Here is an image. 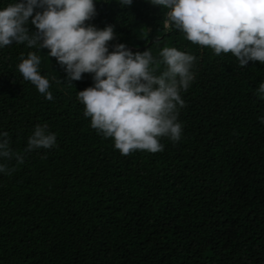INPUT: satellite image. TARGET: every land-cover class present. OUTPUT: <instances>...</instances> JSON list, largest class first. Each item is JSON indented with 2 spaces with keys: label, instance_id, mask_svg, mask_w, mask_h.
<instances>
[{
  "label": "trees",
  "instance_id": "16d2710c",
  "mask_svg": "<svg viewBox=\"0 0 264 264\" xmlns=\"http://www.w3.org/2000/svg\"><path fill=\"white\" fill-rule=\"evenodd\" d=\"M15 2L0 0V9ZM94 2L86 24L114 26L109 51L119 43L150 51L155 75L167 69L163 47L196 57L180 91L185 106L177 105L181 138L161 137L163 151L121 154L77 99L94 74L70 83L49 49L0 47V134L24 155L7 161L11 175L0 172V264H264V98L256 94L264 64L240 67L230 52L217 56L165 29L169 10L150 0ZM27 27L37 31L31 17ZM29 52L53 100L19 72ZM37 124L56 143L25 153Z\"/></svg>",
  "mask_w": 264,
  "mask_h": 264
},
{
  "label": "clouds",
  "instance_id": "9594fccd",
  "mask_svg": "<svg viewBox=\"0 0 264 264\" xmlns=\"http://www.w3.org/2000/svg\"><path fill=\"white\" fill-rule=\"evenodd\" d=\"M153 5L168 9L163 21L165 29H179L187 40L211 48L215 55L231 53L244 67L249 61L264 64V0H150ZM132 0H120L121 7ZM37 9H40L39 11ZM96 15L94 0H16L0 9V47L13 42L28 47L49 49L64 68L65 79L71 83L82 79L84 73L93 75L94 86L77 92L84 105V116L91 118V127L104 137L114 140L121 154L133 151H163L161 137L173 142L181 138L182 125L178 110L185 106L181 89L187 90L194 79L190 71L196 57L175 47H163L159 52L167 69L153 74L158 65L152 53L129 50L116 44L109 51L108 42L114 38V26L98 29L86 24ZM35 32L27 27L29 18ZM18 64L24 80L30 81L46 99L53 100L49 80L38 70L40 57L29 52ZM256 94L264 98V82ZM264 124V117H260ZM0 172L11 175L7 161L24 162V155L10 147L7 132L0 134ZM56 134L47 124H37L28 137L24 152L50 149Z\"/></svg>",
  "mask_w": 264,
  "mask_h": 264
}]
</instances>
